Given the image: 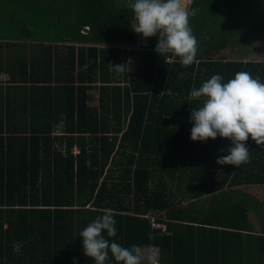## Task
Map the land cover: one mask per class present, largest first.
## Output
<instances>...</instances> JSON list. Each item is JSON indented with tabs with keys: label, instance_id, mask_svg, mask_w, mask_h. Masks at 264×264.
I'll list each match as a JSON object with an SVG mask.
<instances>
[{
	"label": "trees",
	"instance_id": "trees-1",
	"mask_svg": "<svg viewBox=\"0 0 264 264\" xmlns=\"http://www.w3.org/2000/svg\"><path fill=\"white\" fill-rule=\"evenodd\" d=\"M53 1L62 9L55 17L44 2L41 29L90 45L67 46L62 60L78 83L59 108L63 133L51 127L0 153V264H95L79 232L106 211L116 222L110 241L159 246L161 264H264V231L248 214L259 206L235 190L264 185V145L249 138L248 163L217 164L231 141H193L189 119L203 99L192 88L213 75L227 82L249 72L264 82V59L225 56L252 35L261 41L252 51L264 44V0H190L198 52L187 67L157 53V37L138 40L128 0ZM61 14L69 26H50ZM124 63L130 71L117 73L113 64ZM96 87L98 104L88 105ZM153 211H165L169 232L153 227ZM107 264H117L111 253Z\"/></svg>",
	"mask_w": 264,
	"mask_h": 264
},
{
	"label": "clouds",
	"instance_id": "clouds-1",
	"mask_svg": "<svg viewBox=\"0 0 264 264\" xmlns=\"http://www.w3.org/2000/svg\"><path fill=\"white\" fill-rule=\"evenodd\" d=\"M128 7L136 21L132 30L144 38L157 37L154 49L157 53L161 56L171 53L185 67L196 62L198 40L190 25L195 9L186 7L183 0H128ZM113 66L117 73L130 71L125 63ZM190 96L203 98L201 106L191 108L189 119L194 122L191 139L206 142L219 136L231 141L228 154L218 156L217 164L238 167L248 163L249 138L257 145H264V82L259 77L237 72L234 78L224 82L223 76L216 74L199 88H192ZM115 224L113 214L106 211L84 227L79 232L84 255L95 264H107L109 253L117 264H141L143 257L138 246L124 247L108 239L116 235Z\"/></svg>",
	"mask_w": 264,
	"mask_h": 264
},
{
	"label": "crops",
	"instance_id": "crops-1",
	"mask_svg": "<svg viewBox=\"0 0 264 264\" xmlns=\"http://www.w3.org/2000/svg\"><path fill=\"white\" fill-rule=\"evenodd\" d=\"M14 1L0 0V153L4 156L13 151L17 153L18 150H22L23 144L30 135L48 133L51 127L52 135L63 133L64 121L59 108L67 103V87L77 86L78 83H70L69 69L64 67L62 60L68 55L67 46L90 45L86 42L59 38L56 36L58 32L49 29L43 30H46V33H53L52 37L32 38L24 35L30 27L43 31L36 19L43 11V3L50 4V2L46 0ZM184 4L187 5L186 2ZM47 8L50 9V6ZM52 13L53 11L51 15ZM58 14L59 12L54 13V16ZM33 18L35 21H32ZM70 19L68 15L61 14L60 19L53 18L52 20L51 18L49 20L50 26L59 21H62L61 25L68 24L69 26ZM11 29H13V34ZM16 30L18 36L15 35ZM86 31L85 26L81 32ZM142 39H144L143 36H138L139 41ZM260 47L251 52V58L264 59V50ZM233 56L228 57L234 58ZM242 58L249 57L246 55ZM88 105H90L89 102ZM248 188L236 187L235 190L240 189L244 194H249ZM251 195L257 200L255 193ZM181 204L184 207L189 206L188 201H182ZM196 210H198L197 205ZM187 213L192 212L187 210ZM248 214L250 215V211ZM147 216L152 219L157 218L156 220L165 223L168 227L165 211H153ZM252 218L258 222L260 217L252 215ZM0 220L3 219L0 217ZM185 222L188 221H183ZM189 224L196 223L189 221ZM6 226L7 224L4 223V227ZM140 251L143 257L141 264H149L151 258H153L151 264H161L159 246L145 245Z\"/></svg>",
	"mask_w": 264,
	"mask_h": 264
},
{
	"label": "rangeland",
	"instance_id": "rangeland-1",
	"mask_svg": "<svg viewBox=\"0 0 264 264\" xmlns=\"http://www.w3.org/2000/svg\"><path fill=\"white\" fill-rule=\"evenodd\" d=\"M183 1L186 2V4L188 5L190 0H183ZM49 2H50V4L48 2L45 3V4H46L47 7L50 6V10L53 11L54 13H57V10L60 11L62 9V8L59 9V7H57V5L55 4V2L53 0H50ZM24 35H26L28 37H32V38H35V37L44 38V37H52L54 34L51 33V32L46 33V30H43L41 32L36 27H32V28L30 27L28 32H24ZM137 35L138 36H142V34H138V33H137ZM243 41H245L244 43H246V44H248V42H249V44H248L249 46L245 45V44L244 45H242V44L231 45V46L227 47V51H226V55L225 56L228 57V56H233L234 55L236 57H240V56H242L244 54H247L248 57H250L251 52H253L252 49H255L258 45H261V41L257 40L256 37L253 36V35L251 37L249 36L247 42H246V40H243ZM243 52H245V53H243ZM97 85L98 84L96 83V86ZM97 93H98L97 87L93 88V90L88 93L89 95H88L87 101L90 103L91 106H95V105L98 104ZM247 192L249 194H253V193L256 194V196H257L256 199L257 200H255L253 198L252 201H254L255 204H257L259 206L257 211H250V215H249L250 219L254 223V226L256 227V229L264 231V185L249 187ZM215 198H219V196H215ZM234 200H236V197L234 198ZM252 215L254 217H257V218L260 217L258 222L253 220ZM144 247L145 246L141 247L140 249H142ZM152 261H153V258H151L149 264H151Z\"/></svg>",
	"mask_w": 264,
	"mask_h": 264
},
{
	"label": "built area",
	"instance_id": "built-area-1",
	"mask_svg": "<svg viewBox=\"0 0 264 264\" xmlns=\"http://www.w3.org/2000/svg\"><path fill=\"white\" fill-rule=\"evenodd\" d=\"M152 225L155 228L161 229L163 232L167 231V226L161 222L153 220Z\"/></svg>",
	"mask_w": 264,
	"mask_h": 264
}]
</instances>
